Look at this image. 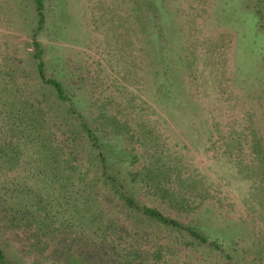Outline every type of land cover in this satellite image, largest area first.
Returning <instances> with one entry per match:
<instances>
[{
  "label": "rangeland",
  "instance_id": "374dc122",
  "mask_svg": "<svg viewBox=\"0 0 264 264\" xmlns=\"http://www.w3.org/2000/svg\"><path fill=\"white\" fill-rule=\"evenodd\" d=\"M152 2L158 24L148 26L158 35L147 38L149 54L143 36L128 31V0H43L45 73L94 130L130 197L216 244L185 245L176 230L105 193L106 211L128 226L126 241L161 246L167 264H228V256L264 264V0ZM35 19L33 0H0V151L9 153L0 158L1 255L10 264H122L109 251L100 262L85 231L64 226L68 213L28 148L6 160L14 153L6 142L18 140L2 93L16 80L44 108L63 156L74 149L87 178L97 169L87 139L35 74ZM182 196L187 211L173 205Z\"/></svg>",
  "mask_w": 264,
  "mask_h": 264
},
{
  "label": "trees",
  "instance_id": "16d2710c",
  "mask_svg": "<svg viewBox=\"0 0 264 264\" xmlns=\"http://www.w3.org/2000/svg\"><path fill=\"white\" fill-rule=\"evenodd\" d=\"M33 2L35 4L36 19L31 27V34L33 38L32 60L34 61L35 74L38 80L53 93L67 119L73 121L75 127L87 139L90 155L95 161L97 169L90 178H87L88 171L78 172V166L74 163V149L67 151L66 155L68 157L65 158L63 156L64 148L56 143L54 131L44 118V108L35 105L29 99L30 96L28 97L23 92L22 85L16 80H13V85L11 82L12 86L10 88L6 85L2 93L5 111L11 114L13 119L9 130L17 136L18 140L14 144L11 140L6 142L7 146L11 148L10 151L14 152L11 155L13 159L6 160L17 159L15 154L19 152L20 145H22V149L28 148L31 152V162L35 163L39 173L46 174L50 179L55 186L52 187L55 191L54 198L63 207V210L68 213V217L63 219L66 220L64 226L82 228L86 233L84 234L85 240L88 241L86 243L91 244L93 242L95 249H100L97 255L100 262L104 260V254L109 251L112 262L119 260L122 264H167L165 260L160 262L164 256L162 255L161 246H158L153 251H146L134 247L137 244L136 238L125 240L126 237L129 238L128 226L123 222L121 224L117 223V217L106 211L101 198V196H105V193H109V196L114 197L116 200H121L125 208L138 212L142 211L143 215L148 219L154 220L161 226H168L176 230L180 235V241L184 239L185 245L214 246L216 244L215 240H209L208 237L192 225L184 224L177 219L164 215L156 208L137 202L133 197H130L124 183L116 175L108 171V161L102 151V144L98 136L73 105L72 98L63 88L60 81L45 73L44 50L37 40V35L45 18L44 5L43 0H33ZM152 3V0H128V31L132 29L138 40L139 37L143 36L139 41L145 40L149 54H154L155 50L154 47H152L153 51L151 50V45H149L151 41H148L147 38L158 35L157 30L148 26L152 22L158 24L156 21L157 16L155 14L151 16L150 13L156 10H152ZM256 14H262L260 8H256ZM11 74L9 71L6 73L9 79H11ZM6 154L9 153L0 151V158L5 160ZM192 185L193 183H190L191 192ZM193 189H197V187ZM173 205H177V208L182 211H187L191 208L189 199L185 196H182L179 202H175ZM118 231H122V233ZM123 233L126 234L123 235ZM217 248L223 250L219 247ZM163 250L166 254H174L170 245L163 247ZM227 258L229 260L228 264H235L231 256ZM66 260L62 259L60 264H78L75 260L69 261V259L67 260L68 262ZM0 264H10L4 260L1 252ZM170 264L176 263L171 262Z\"/></svg>",
  "mask_w": 264,
  "mask_h": 264
}]
</instances>
